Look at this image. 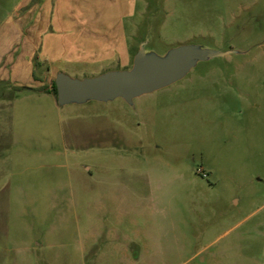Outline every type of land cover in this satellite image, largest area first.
Segmentation results:
<instances>
[{
	"label": "rangeland",
	"instance_id": "rangeland-1",
	"mask_svg": "<svg viewBox=\"0 0 264 264\" xmlns=\"http://www.w3.org/2000/svg\"><path fill=\"white\" fill-rule=\"evenodd\" d=\"M127 40L224 55L132 103L1 105L0 264H264V0H139Z\"/></svg>",
	"mask_w": 264,
	"mask_h": 264
},
{
	"label": "crops",
	"instance_id": "crops-1",
	"mask_svg": "<svg viewBox=\"0 0 264 264\" xmlns=\"http://www.w3.org/2000/svg\"><path fill=\"white\" fill-rule=\"evenodd\" d=\"M138 1L22 0L0 25V86L8 93L0 106L10 112V106L43 99L58 105L51 86L46 94L35 90L47 76L110 65L128 69L127 24L137 16ZM30 5L32 14L20 13Z\"/></svg>",
	"mask_w": 264,
	"mask_h": 264
},
{
	"label": "water",
	"instance_id": "water-1",
	"mask_svg": "<svg viewBox=\"0 0 264 264\" xmlns=\"http://www.w3.org/2000/svg\"><path fill=\"white\" fill-rule=\"evenodd\" d=\"M194 45L179 46L164 56L147 53L144 46L133 58L129 70L111 71L94 78L74 79L58 73L54 80L59 106L109 102L121 98L132 103L136 98L166 88L180 80L200 61L223 56Z\"/></svg>",
	"mask_w": 264,
	"mask_h": 264
},
{
	"label": "trees",
	"instance_id": "trees-1",
	"mask_svg": "<svg viewBox=\"0 0 264 264\" xmlns=\"http://www.w3.org/2000/svg\"><path fill=\"white\" fill-rule=\"evenodd\" d=\"M50 93L53 94L57 98V90H56L55 84H53L52 90Z\"/></svg>",
	"mask_w": 264,
	"mask_h": 264
},
{
	"label": "built area",
	"instance_id": "built-area-1",
	"mask_svg": "<svg viewBox=\"0 0 264 264\" xmlns=\"http://www.w3.org/2000/svg\"><path fill=\"white\" fill-rule=\"evenodd\" d=\"M203 178H206V175L205 174H203Z\"/></svg>",
	"mask_w": 264,
	"mask_h": 264
}]
</instances>
